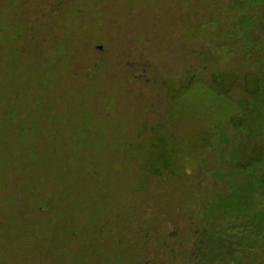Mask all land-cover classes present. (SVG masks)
<instances>
[{"label":"rangeland","instance_id":"1","mask_svg":"<svg viewBox=\"0 0 264 264\" xmlns=\"http://www.w3.org/2000/svg\"><path fill=\"white\" fill-rule=\"evenodd\" d=\"M0 264H264V0H0Z\"/></svg>","mask_w":264,"mask_h":264},{"label":"flooded vegetation","instance_id":"2","mask_svg":"<svg viewBox=\"0 0 264 264\" xmlns=\"http://www.w3.org/2000/svg\"><path fill=\"white\" fill-rule=\"evenodd\" d=\"M183 236H184V240H183V242H182V244L183 243H187L188 245H190L191 244V241H190V238L189 237H191L190 236V234H188L187 232H185L184 234H183ZM157 238H158V235H157ZM185 240H187V241H185ZM157 245V244H156ZM156 251H157V248H156ZM158 252V251H157ZM158 254V253H157ZM157 257V256H156ZM158 258V257H157ZM159 261H160V259H158ZM144 261H148L147 259H144ZM154 261H156V260H154ZM161 262V261H160Z\"/></svg>","mask_w":264,"mask_h":264}]
</instances>
